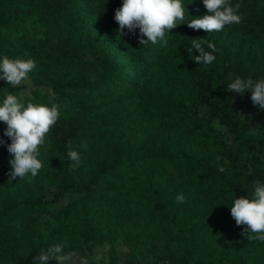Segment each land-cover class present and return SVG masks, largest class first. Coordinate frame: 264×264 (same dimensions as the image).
I'll list each match as a JSON object with an SVG mask.
<instances>
[{"label": "trees", "instance_id": "trees-1", "mask_svg": "<svg viewBox=\"0 0 264 264\" xmlns=\"http://www.w3.org/2000/svg\"><path fill=\"white\" fill-rule=\"evenodd\" d=\"M182 4L184 20L166 30V44H141L138 28L119 36L114 17L123 0H0V62L36 63L30 91L0 82V105L12 94L24 107L56 105L60 113L47 133L54 153L41 181H10L12 141L0 121V264H34L62 238L71 241L65 252L81 251L93 264L87 252L105 243L107 264H116L122 240L127 264H135L159 235L171 238L170 264H264V242L248 240V226L230 211L235 198L251 199L256 182L264 184V109L227 91L237 77L264 79V0H228L240 5L241 22L210 33L187 25L209 14L203 0ZM202 40L215 45V52L204 45L216 57L211 64L187 51ZM69 142L80 154L78 168ZM71 195L78 202L53 213L47 231L40 214Z\"/></svg>", "mask_w": 264, "mask_h": 264}, {"label": "clouds", "instance_id": "clouds-1", "mask_svg": "<svg viewBox=\"0 0 264 264\" xmlns=\"http://www.w3.org/2000/svg\"><path fill=\"white\" fill-rule=\"evenodd\" d=\"M209 14L201 18H193L187 23L188 27L200 30L203 29L210 33L220 31L225 25L239 24L242 17L236 14L240 8L239 4L234 7L228 4V0H203ZM114 19L119 24V36L132 34L138 28L141 33L140 43L151 42L156 44L164 40L166 30H171L177 26V20H184V6L182 0H123L121 8L116 10ZM147 37V39H143ZM216 51L215 45L207 40L194 41L187 51L192 54L193 49L199 51L195 56V61L200 64H211L216 57L205 51L204 45ZM36 67L32 59H9L4 57L0 62V70L4 79L11 85H19L28 78V74ZM245 90L252 92L251 100L254 105L264 109V79L254 81L249 78L243 80L237 77L227 85V91L244 94ZM60 116L58 106L51 107L28 103L26 107L18 101L15 95L9 94L0 105V121L7 125L5 135L11 139L8 145L9 153L14 157L9 161L12 170L10 171V181L17 177L22 178L31 173L35 177L42 168V162L37 158L39 155L38 147L43 144L45 135L56 123ZM6 141L0 140V144ZM86 147V145H82ZM68 157L75 163L71 165L78 168L81 164L80 154L72 149L71 142L68 145ZM223 172L224 168L221 167ZM176 201L182 203L184 196L177 195ZM231 215L237 225H247L244 235L248 240H260L264 242V184L256 182L253 198H235L233 206L230 207ZM255 233L256 235H252ZM65 245L56 244L41 250L39 255L34 258V264H48L55 260L57 264H67L76 255L75 252H65ZM81 264H88L86 259L81 260Z\"/></svg>", "mask_w": 264, "mask_h": 264}, {"label": "rangeland", "instance_id": "rangeland-1", "mask_svg": "<svg viewBox=\"0 0 264 264\" xmlns=\"http://www.w3.org/2000/svg\"><path fill=\"white\" fill-rule=\"evenodd\" d=\"M32 33L38 38L43 37L45 35L43 31H33ZM0 36H5V35H2V32H0ZM119 48L120 47H118V49ZM187 68L188 66L184 62V60L180 58L176 60V69L179 74L186 76ZM0 76H3L2 70H0ZM0 82H7V81L4 79H0ZM160 82H162V79L157 81V83ZM21 83L27 85L28 87L27 91H30V89L33 87L32 80L29 78L25 79ZM241 96L249 98V100L252 102L251 100L252 92L250 90H245L244 94ZM237 103L238 101H236V104ZM239 112L241 116L244 118L249 117L250 115V111L247 108H239ZM200 113L205 116L211 117V113L209 109L206 107H202L200 109ZM213 122L218 129L222 130L226 134L228 141L231 142L232 136L228 133L226 127L216 119H213ZM38 151H39L38 159L42 162L43 166L36 175V179L41 181L44 177L49 176L47 168L49 162L53 158V153H54V146L51 143L47 134L44 137L43 144L38 147ZM30 177L32 176L29 173L24 178L28 180L30 179ZM53 191H54V187L52 186V188L49 191H47V196H52ZM78 199L79 198L77 195L67 196L61 204L55 207H50L47 212L40 214L41 220L45 223L47 231L48 230L52 231L53 229L48 223L53 213L61 214L63 211H65V209H68L69 206L71 207L73 204L77 203ZM156 240L157 241L148 244L146 250L144 251L141 257L137 258L136 260L134 259L135 264H170L167 254V245L171 243L170 236H168L167 239H164L159 235L157 236ZM54 242L55 244H63V245L71 244V241L65 238L56 239L54 240ZM110 249H111V245L109 243H105L103 245L96 246L92 252L88 251L87 253L88 255L92 254V258L97 264H107L110 257ZM115 253L116 255H118V260L116 264H127V257L129 250L122 240H119L116 243ZM75 254L76 255L73 257L72 261L67 262V264H81L82 259H86L88 264H93L91 260L88 258V256H85L81 251H77L75 252Z\"/></svg>", "mask_w": 264, "mask_h": 264}]
</instances>
